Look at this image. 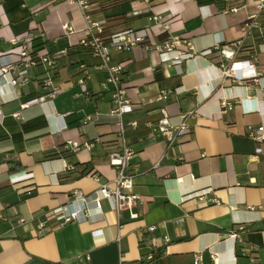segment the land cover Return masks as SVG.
I'll use <instances>...</instances> for the list:
<instances>
[{
    "label": "crops",
    "instance_id": "obj_1",
    "mask_svg": "<svg viewBox=\"0 0 264 264\" xmlns=\"http://www.w3.org/2000/svg\"><path fill=\"white\" fill-rule=\"evenodd\" d=\"M89 1V17L105 21L106 38L148 31L145 43L111 49L112 62L123 66L120 85L134 105L131 112L112 111L111 87L102 85L104 73L79 45L86 22L75 1L0 0V66L14 59L12 36L31 32L69 47L50 70L60 89L55 96L31 102L47 91L41 65L29 69L27 84L2 86L0 264H148L144 256L158 248V264H194L197 253L201 264H212V254L218 264H264V161L253 157L255 143L246 134L249 125L264 134V9L257 10V0ZM247 21L256 25L245 33ZM173 36L193 51L213 52L162 62L155 45ZM238 40L237 59L251 60L259 74L234 83L221 78L215 47ZM167 91V99H160ZM223 100L232 104L225 112ZM194 110L188 135L172 143L150 136L146 123L162 111L178 123ZM119 122L133 150L128 171L140 202L117 215L113 201L102 199L101 213L88 202L89 215L80 222L46 219L43 213L68 203L74 190L113 186L117 170L108 153L121 147ZM61 150L71 155L47 157ZM10 162L21 168L10 170ZM84 168L92 173L76 176Z\"/></svg>",
    "mask_w": 264,
    "mask_h": 264
},
{
    "label": "built area",
    "instance_id": "obj_2",
    "mask_svg": "<svg viewBox=\"0 0 264 264\" xmlns=\"http://www.w3.org/2000/svg\"><path fill=\"white\" fill-rule=\"evenodd\" d=\"M58 1V0H57ZM75 1L80 8L84 20L86 22L84 28V36L79 40V45L87 48L92 57L97 61L96 67L99 71L105 75L102 85L106 87L109 85L112 91V98L114 103L113 112L118 115L131 112L134 105L129 101L126 96V90L120 85V77L123 71V66L120 63L112 62L111 49L121 51L140 43H145V39L148 36L146 29L140 30H125L110 35L108 38L104 36V20H91L88 14V8L93 5L89 0H72ZM256 8L258 11L264 9V0H257ZM236 8H232L235 11ZM248 19H253V15ZM256 24L254 21H247L244 25L243 31L247 33ZM65 29L71 30L67 25ZM34 35L31 32H27L21 36H12L9 39V43L12 46V54L14 59L6 64L0 66V93L2 86L8 84L12 87L27 84L30 80L29 69L38 65L44 66L47 71V75L41 79V84L47 89L45 95H39L35 97L31 102H41L46 97L51 98L60 92V89L55 85L51 69L55 67L57 61L61 56L66 53V49H59L53 52L47 50L37 51L33 47ZM241 45V41L232 42L230 44L217 45L215 51L220 58L219 71L221 78H228L231 82L241 83L246 80L254 79L259 72L256 70L255 65L251 60H238L236 53L238 47ZM146 48H149L148 44H145ZM161 56L162 62H174L186 60L194 56H205L213 52L212 49L196 52L191 50L189 42L179 36L169 37L161 44L155 45ZM81 65L80 67H83ZM82 84V80L79 81ZM168 92H162L160 99H167ZM264 95V91H262ZM30 102L24 103L27 105ZM232 104L229 100H223L220 104L222 112L231 109ZM163 115L155 122H148L146 126L149 129L150 136L162 137L168 142L172 143L178 138L184 137L191 132L190 124L187 122V118L192 115H196L197 111L194 110L188 114L181 115V119L178 123L170 122L169 116L165 111H162ZM18 117V114H15ZM132 126L136 123L131 122ZM117 133L122 139L121 147L111 150L108 153V163L115 167L117 170L116 176L111 183L112 187L108 186L109 182H101L99 186L89 192L83 193L80 190H74L72 199L59 207L56 210H48L43 213L46 219H57L59 225L66 224L68 222H80L85 220L88 213L87 203H92L94 209L101 213V200L110 199L113 201L114 210L117 215L124 210H132L135 205L140 202L139 194L133 191L134 174L128 171L129 162L133 156V150L125 144L124 141V126L122 122L117 124ZM247 136L255 143L253 157L261 158L264 161V134L260 127L247 126ZM85 147L90 148L91 142L84 144ZM71 148L76 150L79 148L77 142L71 144ZM155 164V166H157ZM95 180H98L96 175H92ZM201 199L202 194H198ZM131 217H136L137 213L131 212ZM38 229L42 231L44 229V222L38 223ZM149 230H153L154 226L148 227ZM163 240L167 242L169 239L167 236L163 237ZM158 245L155 243L154 247ZM153 253L150 252L144 256L146 261L150 260ZM212 264H218V258L211 255ZM194 264H201V255L197 253L195 255Z\"/></svg>",
    "mask_w": 264,
    "mask_h": 264
},
{
    "label": "trees",
    "instance_id": "obj_3",
    "mask_svg": "<svg viewBox=\"0 0 264 264\" xmlns=\"http://www.w3.org/2000/svg\"><path fill=\"white\" fill-rule=\"evenodd\" d=\"M202 1L203 2H209L210 0H202ZM40 39H41L40 37H36V38L34 37V39H33V43H34L33 47L37 51L47 50L49 52H53V51H56L59 49H66V48L69 49V47L66 45V43L62 39L58 40L56 43H49L47 41H41ZM59 155H63L65 157H67V156H70L71 154H69L65 150H61L60 152L48 153L47 157H54V156H59ZM10 164H11L10 170L21 168V165L17 162H10ZM91 173H92V170L84 168V169L78 171L76 176H82V175L91 174ZM162 252L163 251L161 248L154 249L152 258L147 261L148 264H158L160 262V259L162 256Z\"/></svg>",
    "mask_w": 264,
    "mask_h": 264
}]
</instances>
